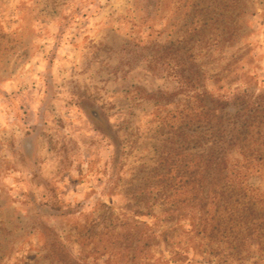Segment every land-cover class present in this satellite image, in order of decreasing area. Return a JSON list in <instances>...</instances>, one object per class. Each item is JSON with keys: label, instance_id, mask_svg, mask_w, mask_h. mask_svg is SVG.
Segmentation results:
<instances>
[{"label": "rangeland", "instance_id": "obj_1", "mask_svg": "<svg viewBox=\"0 0 264 264\" xmlns=\"http://www.w3.org/2000/svg\"><path fill=\"white\" fill-rule=\"evenodd\" d=\"M204 90L264 96V0H0V264H163L162 159ZM240 142L229 171L263 205L264 133ZM253 240L206 256L264 264Z\"/></svg>", "mask_w": 264, "mask_h": 264}, {"label": "trees", "instance_id": "obj_2", "mask_svg": "<svg viewBox=\"0 0 264 264\" xmlns=\"http://www.w3.org/2000/svg\"><path fill=\"white\" fill-rule=\"evenodd\" d=\"M252 95H244L248 99L239 104L222 100V97L212 98L211 104L205 100L208 97L205 90L197 92L200 108L195 126L182 124L175 154L167 152L162 159L166 169L162 174L163 188L173 187L175 183L167 184L166 180L175 176L180 191L175 200L165 198L167 195L163 192L166 200L162 202L164 216L160 220L165 227L159 233L155 226L151 227L154 239L157 237L153 244L163 242L170 252L168 258L162 252L163 264H181L186 260L187 264H222L227 260L226 255L216 262L212 256H206L211 254L209 245L213 241L224 245L222 252L229 250L232 259L243 258L239 256L243 245L251 243L252 239L264 246V204L260 203L262 200L257 193H248L238 174L233 177L229 171L230 149L240 148L242 137L251 131L264 133V96L252 100ZM173 167L177 169L171 175ZM177 228L194 235L183 240L175 233ZM196 236L205 240L197 243L205 248L199 250V246L194 245V256L190 259V239ZM133 244L129 247L132 245L134 252L137 245ZM132 257H136L135 253Z\"/></svg>", "mask_w": 264, "mask_h": 264}]
</instances>
